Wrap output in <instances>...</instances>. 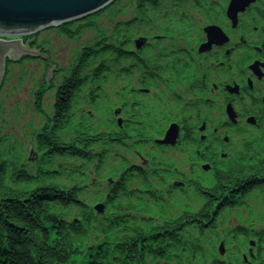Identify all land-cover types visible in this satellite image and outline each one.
I'll list each match as a JSON object with an SVG mask.
<instances>
[{
  "label": "bare ground",
  "instance_id": "6f19581e",
  "mask_svg": "<svg viewBox=\"0 0 264 264\" xmlns=\"http://www.w3.org/2000/svg\"><path fill=\"white\" fill-rule=\"evenodd\" d=\"M121 0H115L108 6H106L104 9L101 11L93 14L92 16H87L85 19L80 20V21H74L75 23L71 22L68 24H59L55 27H51L49 29H43L38 31L35 34H29L25 35L26 37L31 36V37H36L39 32L43 31H54L58 35H62L63 37L69 39V40H80L81 39V34L85 31V29L88 28H93L95 31H102V28H96L97 27V22L93 27H89L88 25L85 24V20H94L97 19L99 14L108 11L112 9L118 2ZM142 0H136L134 3L133 7V12L131 15H129V18L119 20L118 24L117 22L115 23L116 25L113 27L111 31H109L107 34H99L98 37L90 39L89 43H81L79 44L78 50L75 52V58H72V63L71 65L68 66V69L66 70L69 73L72 71L74 72V67L76 64H80V61H85L89 62L88 65L86 66V69L82 71L80 74L78 73L80 71V68L78 67L77 71V78L85 83L86 79H83L87 76H89L90 72L89 70H93L97 66L103 64L105 68V74L104 76L107 78V80H113L114 81V75L113 71H115L116 66L121 67V70L126 72L125 69L131 64L132 66H136L134 63L131 61H128L127 59V53L128 56H131L130 58L134 60V62L137 65V67H143L145 64H139L142 62V60L146 57H148L149 54H164V52L167 50L164 46L161 48H154V49H145L141 45H137L135 43L137 42H142L144 45H147L146 41L142 37H133V39H130L128 37V45H127V35L128 34H138L137 30L140 31H149V30H154L156 32V28L163 27L161 30H159L154 37L150 38L151 42H155L159 40V43L163 41V36L165 34H170V32L174 33V28L176 26H182L183 25V20L181 17L176 15V20H171L170 22L165 21V25H160V20L158 18H168L170 15L168 13H171L172 10L177 9L179 5L182 3H186L184 0H150V1H144L141 2ZM211 1V0H210ZM230 4L231 0H228ZM235 9H238L239 6H234ZM261 9H263V6H260ZM168 8L170 11H168ZM243 9V11H240L237 13H246L247 10ZM227 8H224L220 13L215 15L213 20H218L214 22L213 24H210L209 27H217L220 32L224 35L223 31L225 29H222L223 26L227 25L229 26V30H232V33H237V36H240L243 32V28L236 26V22L233 24L232 18L228 17L226 15ZM175 12V10L173 11ZM264 16V11L261 13ZM236 15V16H237ZM174 17V16H172ZM171 18V17H170ZM92 21L90 22L92 24ZM162 21V20H161ZM89 22V21H88ZM257 24H259L260 19L256 18ZM263 22V21H261ZM70 26V27H69ZM193 26V27H192ZM192 26L189 27V32L194 34L196 32H199L201 35H203L205 38H207V32L206 28L208 27H195V23H192ZM66 27V28H63ZM261 28H254L252 26L249 27L247 30L246 34L247 36H251L253 41H251V44L255 47L256 50L263 52V60L262 61H257L253 58H250L248 61L244 59V55L248 52H244L243 47H239L236 49V47L232 44L225 45L222 47L220 56L222 58L221 62L219 63L220 67L223 70H228L232 67H236L238 69V76L240 82L243 84V88L238 86L239 81L238 79L234 78L233 80L230 81H225L221 82V88L224 90H232L228 91L227 93L230 95L235 94V92H238L234 97L231 98V101L233 102L230 104L229 102H226V100L223 99V97L220 96L219 91H217L216 96L213 98L214 100L219 101V105L227 108V109H235L241 112L243 116L247 115V123L252 124V125H257L259 130L264 129L262 126V123L264 121H258L256 119L257 116H261L264 118V26L260 25ZM226 31V30H225ZM66 32V33H65ZM67 34L71 35L72 37H68ZM255 36V37H254ZM1 39H20L21 44H25L24 42V36H0ZM175 39L173 38L172 41ZM132 44V45H130ZM134 44V45H133ZM173 45V42H171ZM196 45L200 46L199 41L196 42ZM148 47V45L146 46ZM27 48V47H26ZM39 49L40 54H44L46 56V59L51 65H54V62H52L51 57L48 55L46 51L43 50L42 46H39L36 44V42L33 44L28 49ZM98 49L99 51H96ZM173 50V49H172ZM95 52V53H92ZM99 52V53H98ZM178 52V51H176ZM87 54V55H86ZM126 55V56H125ZM85 56V57H84ZM166 56V55H163ZM171 57V56H169ZM9 58V57H8ZM19 60H28V61H37L43 66L45 71L48 70V62L45 58L42 57H32V55L25 54L22 57L18 58ZM17 59V60H18ZM16 61V60H15ZM14 62V61H13ZM170 65H173L171 62L167 61ZM7 62L4 61V70L6 69L5 66H7ZM94 66V67H92ZM54 68L56 71H52L51 75L52 77L55 76L56 73L60 74L61 69L56 67L54 65ZM135 68H132L130 70H134ZM4 74V73H3ZM74 74V73H73ZM4 76V75H3ZM129 77H135L137 74H133L131 71H129L128 74ZM142 76V75H141ZM187 76V75H186ZM186 76L180 77L181 80H184ZM140 78V75H139ZM4 77L2 78V80ZM50 80V79H49ZM52 80V79H51ZM137 81L140 82V79ZM44 84V79L42 80ZM87 81V80H86ZM118 83V81H116ZM44 86V85H43ZM1 87V84H0ZM47 89H50L52 87V83L49 82V86L47 87L46 85L44 86ZM44 88V89H45ZM94 88H97L96 86ZM107 89L106 87L104 90ZM141 91L144 90V87L141 86ZM199 89H201L203 92H206V90L209 89V86H202ZM213 89V87L210 89V91ZM121 90H125L124 88H121ZM42 91V90H41ZM234 91V92H233ZM80 93L86 98L89 95H93L95 99L98 98L99 91L93 90L91 86L89 85H83ZM105 95V92H103V96ZM172 98L179 102V103H185V104H194V102L190 99H185L176 95H171ZM139 99L144 100L146 99L145 97L138 95L137 96ZM83 98V97H82ZM43 100V97H41V102ZM123 101V100H122ZM103 101L101 104L103 105ZM35 104V102H34ZM54 103L52 104V106ZM51 106V107H52ZM111 106V105H110ZM110 106H108L110 108ZM131 106V105H130ZM113 107V106H112ZM138 109L142 108V104H139ZM117 113L121 114L117 119L118 121L115 120L117 117L116 112H111V111H105L107 108H101L99 109V106L97 104V100H91L90 98L87 99H78L74 100L72 103L70 102L69 110L73 112L72 117L74 118L70 119L72 122L70 123V126L74 128V130H79L78 128H82L85 132L90 133L89 136H93L94 131H97L99 133H103L104 137L103 140L101 139H95L93 137H90L92 139V142H86L83 143L82 145L79 146V150L82 154H79L78 158L71 159L73 162H77L74 164V167L77 168V166L85 165L87 172V179L91 180L84 181V184L86 185H93L96 188L92 189V193H89L90 197L95 193V191L100 190V188L107 187L108 192L115 195V197L118 200H124L126 203H133L136 202L140 205H143L146 207L149 203H154L151 204L150 207L152 208V214L153 217L157 218L156 215L162 216L164 210L166 208H162V202L160 198L154 196L152 197L151 195H147V193H150V188H145L146 191H142L139 186L136 178L133 176V167L135 166L136 169L139 171L143 172L147 168L143 163H139L136 165H132L129 162L126 161H121L120 160V153L123 149V142L121 143L120 140L117 138L119 137V134L124 135L126 139H123V136L120 137L122 141H129L133 138L132 134H129L127 132H123L125 129L123 128V121L124 115H126V110L121 108L120 106L116 107ZM130 108V107H129ZM33 110L35 113H37V109L33 105ZM42 110V109H41ZM53 111V107L50 108V112ZM104 111V112H102ZM102 112V116L106 117V124L109 125V127H104L103 124L98 126L97 121L93 120L92 118H97V115L100 117V114ZM249 113H251L249 115ZM39 115H43V117L50 118V116H46L42 113H39ZM71 117V116H70ZM131 118H134V114H130ZM234 117H237L238 121L237 124L243 119V117L233 115L232 113H228L227 116L221 118L217 123H215V126L213 129L208 130L211 134V139L213 143L209 146L203 147L205 150L203 155L201 156V160L203 162L209 163V166L204 170L202 175L198 179H192V178H187V183L190 184L188 190L190 187H196L198 184H211L215 178V176L218 173H225V171L229 168L232 167L234 164H236L238 161L241 162L243 160L244 155L246 153V145L247 148H253L255 145H253L251 142H249V138L246 139H241L243 141V148L239 147V145H234L231 144L232 139L231 137L235 133H239L240 129H235L231 128V121L234 119ZM141 119H144L143 116H140ZM160 116L158 114H153L151 118V123L153 121L154 124L159 120ZM141 119H134V120H129L127 123L134 124L136 125V129L140 132L145 134V137L148 136V130L151 125H149L146 121H141ZM187 121L192 122V121H200L201 118L195 117L192 118L191 116H188L185 118ZM85 120V121H84ZM84 121V122H83ZM89 121L90 123H88ZM46 123H43V125L37 129H35L33 133V142L34 145L37 143V136L39 134H42V129L46 126ZM70 126L67 128L70 129ZM81 126V127H80ZM83 126V127H82ZM180 127V126H179ZM52 128V127H50ZM181 129V134L183 139L185 140H191V137L189 136V130L180 127ZM94 130V131H92ZM218 132L221 136L214 135L212 131ZM193 131V130H192ZM49 133V132H47ZM67 133V132H66ZM44 134V133H43ZM115 136V138H114ZM141 139H144V136L141 135ZM200 143V140H199ZM167 146L171 148V145H166V144H161L160 142L155 144V149H149V155L153 158H159L160 156H168L170 155L169 152H165L161 150V146ZM227 148V149H223ZM35 154L40 155L41 157L33 156V154H30V157L24 158L26 164H18V162H13L11 163L9 160L5 165L10 166L13 164V166L16 167V169H21L26 175L25 181H16L12 182L10 180V175L5 174L6 177L4 178L7 187H9L12 190H20V191H27V192H34V190H37L38 188H41L43 185L39 184H32L31 181V174L35 175V178H38V176H42L44 183H52L54 184V179L51 178V174L53 172H58L57 171V166H53V163H51V167L49 166V162L52 161L54 158L56 159H62L64 162H66L67 157H59L57 153H47L45 150H41V148L37 149L36 146L33 147ZM77 150V148H76ZM248 156L251 160L253 159H260L261 155L259 153H255L254 151L249 150L248 151ZM261 154V153H260ZM92 156V159L97 162L98 160L100 163L96 164H89V160ZM70 159V158H69ZM32 160V161H31ZM36 160V161H35ZM183 160L185 162H190V158L184 157ZM35 161V162H34ZM247 162V159H246ZM1 163V162H0ZM28 163V165H27ZM40 164V167H36V164ZM32 165V166H31ZM60 167V166H59ZM178 168V167H177ZM5 169V168H4ZM17 169V170H18ZM188 170L191 174H194L196 171L197 172H202L201 168L191 165L188 167ZM34 171V172H33ZM176 170H165L164 172L166 173L167 176L171 175V173H174ZM63 175V173L61 172ZM56 178L60 181V173H57ZM96 180V184H93L92 181ZM101 181V182H100ZM100 182V185H99ZM69 184V182H66ZM162 184V183H161ZM156 186V184H155ZM61 191V190H60ZM81 190L75 191V199L72 201V197L70 196L69 198L65 197V193L61 191V194L63 196V201H70V207L71 208H79V207H86L87 213L92 214V216L98 217L99 220L94 219L93 226H98L101 223H106L110 217L112 212L109 211L107 208H113V204L110 205V207H107L111 196L109 194H104L102 202H90L88 205L83 204V195H80ZM101 191H103L101 189ZM111 191V192H110ZM49 190L46 191L48 193ZM158 194V193H156ZM102 195V194H101ZM95 196V195H94ZM101 197V196H100ZM128 197V198H127ZM107 200V203H106ZM106 203V205H105ZM206 204V200L204 198H198L195 197V201L190 203L188 206L185 207V209L181 212L178 211H173V210H166L169 213L173 214L174 220L179 219L180 224L179 227L174 230L175 235H181L182 233L188 231L189 227H204L202 230L204 231V234L202 238L208 237L210 234L209 238L215 239V246L217 245L219 239L221 236H230L233 234V232H225L226 231V225L227 221L225 218H217L215 219L210 225H200V224H195L192 223L191 221H188L187 216L188 215H194L197 216L196 211L200 210L204 205ZM154 206V207H153ZM196 206V209L194 211V207ZM215 206V204H214ZM107 207V208H105ZM84 211V210H83ZM80 214V211L78 210L77 212ZM61 213L58 214L56 211H51L49 213V216L54 218L56 217V220L58 221L59 219V225H55L54 228H50L48 230V233L56 232L62 230V235H69L71 233L74 234H88L87 232V227L83 225V223L78 222V225H76L77 221L80 220L81 216L77 215L76 218H72L70 221L66 220L65 218L61 217ZM80 217V218H79ZM249 216L245 222L239 223L236 221L237 225L234 228V232L236 230H242L244 232L245 236L242 235H237L238 237H233L232 239L230 238L229 240H224L220 239V242L222 245H225L227 242H229L228 249L234 253L235 256L233 259L230 258H215V260H201V264H212V263H217V264H250L249 261L252 262V264H256L255 259L257 260L258 254L262 251H264V238H260L257 236L258 232L264 231V225H260L253 218ZM166 219V217H165ZM98 222V223H97ZM80 224V225H79ZM168 227V226H167ZM43 226H40L39 229L33 231V236L38 238L43 231ZM153 229H156L155 227ZM156 232L155 235L160 236L161 235V230H155ZM157 231H159L157 233ZM71 232V233H70ZM3 235H5L3 233ZM89 235V234H88ZM71 236V235H70ZM190 236L192 239H195L193 237H199L198 236V230H195L194 235L190 233ZM252 236H257L254 239V242L252 241L251 237ZM242 238L244 241L250 242V244H242L241 242L234 243L233 241ZM59 239H57L58 241ZM165 240V239H164ZM95 241V239H93ZM96 244L90 243L88 246L85 247H91L89 249L95 248ZM207 245L209 246L208 242ZM81 247L79 246V249ZM87 249V248H85ZM200 254H186V257L189 259H195L197 260L198 256ZM1 258L6 259L5 261H0L1 264H12V259L11 256L5 258V254L1 255ZM85 254L82 252L81 255H79V259H83ZM239 257V258H237ZM75 259H73L74 261ZM183 261H188L184 259ZM172 263V262H171ZM73 264V262H72Z\"/></svg>",
  "mask_w": 264,
  "mask_h": 264
},
{
  "label": "trees",
  "instance_id": "16d2710c",
  "mask_svg": "<svg viewBox=\"0 0 264 264\" xmlns=\"http://www.w3.org/2000/svg\"><path fill=\"white\" fill-rule=\"evenodd\" d=\"M144 1L142 0L141 2L144 3ZM184 1L193 4L197 9H201L203 3L206 5L209 0ZM224 1L225 0H218L217 3L210 2L209 7L207 5L206 12L212 13L211 15L213 16L217 15L219 9H221V11L223 10L222 3ZM173 11L170 13L171 16L175 15ZM219 14L221 15V13ZM181 19L184 25V19ZM190 26H192V23L189 24V27ZM67 36L72 37L69 34H67ZM125 39H127L128 45V35ZM96 51L99 50L96 49ZM128 54L129 53L125 56L127 59H131V56H128ZM88 63L89 62L80 61V64L75 65L74 72L72 71L69 73L68 77L62 80L54 95L51 117L45 119L47 125L42 129V134L37 136V149L41 148V150L43 149L49 154L57 153L59 157L66 156L71 162L72 167H69V170L63 167L64 163L58 168L57 173H60V176H62L60 177L61 182L56 178V173L51 174V178L55 181L54 184L45 183V185L34 190V192L12 190L5 186L6 182L4 178L6 175H10V180H12V182H22L25 181L26 174L21 169L17 168V170L13 164L8 166L5 165V162L0 161V261L6 260L1 258V255L5 254V258L9 257V255L11 256L12 264H70L72 262L73 264H78L82 260H78L82 252L85 254V258H83L84 262H81L82 264H162V261H164V264H201L200 261L202 259L210 261L215 260L213 254L208 255L209 253H203L204 243L202 236L204 231L202 228L204 227L197 226V228L194 227V230H192L193 227L188 228L192 231L186 234V253L200 255L197 260L186 257L185 259L188 260L186 262L182 260V256H177L180 250L181 239L176 240L177 235L174 234V230L179 227V219L174 220L173 217L167 219L168 221L153 224V214L150 205L154 203H149L146 207L136 202L126 203L123 199L118 200L115 195L106 193L108 192V188L104 186L102 188L99 186L100 190H98V192L96 190L95 193L93 192L91 200L86 198L89 195L88 189L90 187L93 189L96 187L84 184V181L88 180L86 166L81 165L75 168L74 164L77 162H73L71 159L78 158L79 154H82L78 148L83 143L92 142L90 137L96 140L101 139L102 141L104 135L103 133H99L100 131L97 132L92 130L95 134L89 136L90 133L85 132L82 128L74 130V128L70 126L72 122L70 119L74 118V116L72 117L73 112L69 110V106L70 102L72 103L74 100L90 98L93 101L97 100L99 109H101L104 87L107 84V78L104 76L105 68L103 64L97 66L93 70H89V76L83 78L87 80H85L84 84L77 78L76 74L78 67L80 68L78 72L80 74L86 69ZM188 67L185 60L179 67H172L170 73V78H173L172 84L181 80L180 77H183ZM112 73L114 75V81L109 80V82L112 87L115 88L117 72L113 71ZM147 73V76L139 82L144 88L146 87V85H144L146 81H148L149 77L151 78L149 72ZM86 84L91 86L93 90L99 91L97 99H95L93 95H89L85 98L80 93L82 86ZM95 86L97 88H94ZM139 91L140 90H137V93H139ZM114 95L116 96V94ZM41 97V92L35 94L34 106L38 113H42L40 109ZM116 105V102H114L113 108H115ZM138 105L139 102L133 101L130 109L126 112L129 114V118L124 120L125 122L122 126L125 129L123 132L132 134L133 137L137 138L138 142L141 143L146 142L148 136L145 137V134L140 133L135 126L127 123L129 120L138 119ZM131 113L134 114V118L130 117ZM157 113L163 115V112ZM92 119L98 122V126L102 125V112L100 117L97 115L96 119ZM87 122L90 123L89 121ZM67 126H70V129L67 128ZM141 135L144 136V139L140 138ZM121 136H123V139H126V137L121 134H119L117 138L121 143L123 142V147H127L128 143L122 141L120 139ZM65 138H67V140ZM250 142L253 145L256 143H264V129H262L258 136ZM249 149L251 148H247L246 145V154L241 162L238 161L232 167H229L225 173H218L215 176L213 180L214 184H212L210 189L199 190L201 193L200 197L206 200V204L200 210L196 211L197 216L194 217L195 213L194 215H188V221L200 225H210L221 215L226 207H231L229 204L232 203L236 196H244L249 193L251 189L261 187V185L264 184V157L251 160L248 156ZM91 163L96 164L100 163V161L98 160L95 162L91 156L89 164ZM137 171L142 174L141 171ZM141 177V182L144 185L142 191H146L145 188L148 187L150 188V193H147V195H151L152 197L156 195L158 197V194H156L157 191L154 189V186L151 185V178H155L156 181L162 182V184H159L160 186L163 185L164 179H161L155 173H153L152 176L146 175L145 177V175H142ZM33 179L34 178L31 177V181H33ZM88 181L91 182L90 179ZM66 182H69V184ZM92 183L96 184L97 182L93 180ZM101 189L103 191H101ZM47 190H49L48 193H46ZM60 190L65 193L66 198L72 197L71 203L75 199V191L81 190L79 194L83 195V198L85 196L83 199V204L85 205H88L89 201L93 202V200L95 202H102V200H104L103 195L109 194L112 199L108 200L109 203L107 207L113 204V208H105L112 212L110 219L106 223L93 226L94 219L97 218V220H99L98 217L88 214L86 207H83L84 205L79 208H71L70 201L62 200L63 196ZM78 210L80 214L77 213ZM51 211H56L58 214L61 213V217L68 221L80 215L81 218L79 217L80 220L77 221L75 226L78 225V222L83 223V225L87 227L89 235L86 233L78 235L70 232L71 234L69 235H64V233L63 236H61L62 230L58 231V229L56 232L48 233L50 228H54L55 225H59L58 223L60 222L59 219V222L56 220V217L52 218L49 216ZM160 214L165 216V210ZM40 226L44 228L42 232L40 231L41 235L36 238L33 236V231L39 229ZM154 227L156 229H153ZM155 230H161V235H155ZM195 230H198L199 237H193L195 239H192L190 233L194 235ZM159 231H157V233ZM3 233L5 235H3ZM235 234L245 236L244 232L239 229L235 231ZM257 236L259 239L264 238V231L258 232ZM205 238H209V236ZM57 239L59 240L57 241ZM93 239H95V241H93ZM205 242L207 243L206 240ZM90 243L96 244L94 246L95 248L89 249L91 247H85ZM175 245H179V248L175 252L176 254H166L167 249L169 247L174 248ZM79 246L81 247L80 249ZM73 259L75 260L73 261ZM256 264H264V251L258 254Z\"/></svg>",
  "mask_w": 264,
  "mask_h": 264
},
{
  "label": "rangeland",
  "instance_id": "374dc122",
  "mask_svg": "<svg viewBox=\"0 0 264 264\" xmlns=\"http://www.w3.org/2000/svg\"><path fill=\"white\" fill-rule=\"evenodd\" d=\"M135 2L136 0H121L112 9L99 14L97 19H94L93 21L88 20L89 22L85 21V24L89 27H93L97 22L96 28H102L103 30L95 31L93 29L94 27L85 29V31L81 34V39L77 41L75 39L69 40L62 35H58L54 31H43L39 32L35 38L31 36H24V38L22 39H24L25 42L30 38H34L32 42L26 45V47L30 48L36 42L37 45L42 46L43 50L48 53V55L51 57L52 62H54V65L57 68L59 67L61 69L60 74L56 73L55 76H50L49 82H51L53 86H56L62 79L68 77L69 74L66 70L68 69V66L71 65L73 61L72 58H75V52L78 50L79 44H83L85 42L89 43L90 39L98 37L99 34H107L113 29V27L116 25V22L118 24L119 20L129 18V15H131L133 12ZM210 2L217 3L218 0H209L206 5L205 3H203V7L201 9L195 8L194 5L189 2L182 3L177 9H174V17L170 16V18L168 16V18H158L162 20H160V25H165V21L170 22L171 20H176V15L178 14L181 18L184 19V25L176 26L174 28V33L170 32V34H165L162 38L163 41L161 43H159V40L151 42L150 38L154 37V35L162 28H165V26L156 28V32H154L153 29L143 32L137 30L138 34H128V37L130 39H133V37L144 38L148 45L146 49L151 50L156 47H160L161 44H166L168 46H171V48L168 49H174L178 51L179 54L181 53V50H183L182 54H184V51L188 52V54H185L184 58L187 61V65L191 67L192 70L186 73V75L188 76V79L192 80L196 75H199L200 73V63L196 58L195 53L192 51V46L196 45V42L199 41L198 36H200L201 34L199 32L192 34L189 32L188 28L190 23H195V27L202 28L206 25H210L216 21H219V19L213 20L212 17L214 16L208 14L209 12H206L207 5ZM226 2L227 0L222 3L223 7ZM168 11H170L169 8ZM220 11L221 9H219V13ZM168 15H170V13H168ZM249 19L250 15L245 18V21H249ZM91 21L92 24L90 23ZM246 32L247 31H243L239 35L244 38V41H253L251 36H247ZM173 38L175 39L174 41H172ZM171 42H173V45L171 44ZM249 45L253 47V44L250 43ZM182 54L180 58H182ZM4 61H6L8 64L7 66H5L6 69L4 70L3 74L4 79L2 80L0 87V159L18 162V164L21 165L26 164L24 158H28V156L30 157V154L34 152L33 133L35 129L41 127L43 123H45V118L43 117V115H39L38 112L35 113L33 110L32 94L38 88L40 89V87H44L46 85V82L44 81L43 84L42 80H45L47 71H45L43 66H41V64L37 61H26L18 59L13 62L8 57H5ZM119 68L121 67L116 66L115 69L117 70ZM129 69H131V67ZM118 78L120 79L121 75H119ZM53 93L54 91L49 92L47 90L45 92V95L43 96L42 104L40 103L42 114L46 116H50ZM151 108L152 109L150 110L152 111H150L151 113L147 117V120L151 123L153 114H158L160 116L156 124H154L152 121L150 126V130L153 131V134L158 135L165 130V125L167 124V122L163 120V115L157 113L160 112L156 111L157 105ZM173 114L175 115V111H173ZM255 132V130H250L251 134H254ZM65 139L67 140V138ZM130 144L131 142L127 145V147H123L120 153V160L129 162L132 165L139 164L141 161L143 162V158H147V148L141 149L136 144L134 146H130ZM263 146L264 143H260L256 148V152L262 153ZM168 152L170 153V155L163 156L160 162L166 166L167 170L178 169V171H182L186 176H188V169L186 165L177 166L179 164V159L180 161H182V153L179 150ZM195 154L197 156L203 155V153L201 152H197ZM259 155H261V158L264 157V153ZM35 166L40 167L41 165L38 163ZM196 173L198 174V172ZM198 177H200V175H198ZM198 177H194L192 179H198ZM41 179L32 181V184L35 185L43 183V185H45V181ZM201 186H203L202 183L198 184L196 187H190V189L195 193L197 192V187L201 188ZM92 189L93 188L90 187L88 189V192L92 193ZM189 197L191 203L195 201L194 194H191ZM86 198L89 200L91 199L90 195H88ZM244 202L248 203L249 207L252 208L250 210V213H252L251 218H253V220H255V222H257L258 224L264 225V201H262L261 195H259L258 193H254ZM247 210L248 209L244 208V210L225 212V220L228 222L226 228H234L237 225L236 219L239 217L243 221H245L249 214ZM161 217L163 219H165V217L166 219H171L173 218V214L165 211V216ZM202 240L205 250H211V248L215 249V239L204 237ZM205 240L208 242L209 246L207 245ZM239 242L241 241H238L237 244ZM208 255H212V253H209ZM249 263L252 264L251 261H249Z\"/></svg>",
  "mask_w": 264,
  "mask_h": 264
},
{
  "label": "water",
  "instance_id": "95a60500",
  "mask_svg": "<svg viewBox=\"0 0 264 264\" xmlns=\"http://www.w3.org/2000/svg\"><path fill=\"white\" fill-rule=\"evenodd\" d=\"M115 0H0V36H25L35 34L40 30L49 29L59 24H68L80 21L87 16L101 11ZM251 0H231L227 7L226 15L236 22L238 12L250 4ZM234 6H239L235 9ZM207 42L199 49L207 50L212 44L220 45L223 34L217 27L206 28ZM30 38L25 44L20 39L0 38V84L4 73V59L9 57L15 61L25 54L32 57H42L39 49H28L26 45L33 41ZM47 60V59H46ZM48 62V60H47ZM52 71H56L54 65L48 62V70L45 75L46 86ZM177 138V128L170 126L161 144L174 145Z\"/></svg>",
  "mask_w": 264,
  "mask_h": 264
},
{
  "label": "flooded vegetation",
  "instance_id": "af4514ba",
  "mask_svg": "<svg viewBox=\"0 0 264 264\" xmlns=\"http://www.w3.org/2000/svg\"><path fill=\"white\" fill-rule=\"evenodd\" d=\"M260 6H263V9H261ZM262 11H264V0H256V3L245 13L246 17L250 15V19L249 21H245L244 24V28L243 31H247L249 29V25H252V27L254 28H261L260 25L264 26V16L261 14ZM256 18L260 19L259 24H257L256 22ZM263 21V22H261ZM249 23V24H248ZM224 32L226 33V35H228L230 37V43L237 48L239 47H243L244 52H247L243 57L246 61H248L250 58H253L257 61H262L263 58V52L258 51L255 49V47H251L249 44L251 43L250 41H245L242 45L236 40L237 37H242V36H237V33H233L232 38L230 36V32L232 30H229V27L227 25L224 26ZM255 37V36H254ZM228 44V45H229ZM224 47V46H223ZM222 47L218 48V50H216L215 48H213L212 52L209 54L208 57V61H212L214 63H217L219 65V63L221 62L222 58L220 56L221 53V49ZM213 64V63H212ZM223 72L222 73H218L212 76V80H214V82L218 83V85H222L221 82H225V81H230L233 80L234 78L238 79L239 84L238 86H240L241 88H243V84L240 82L239 80V76H238V69L236 67H232L228 70H223L222 68H220ZM219 69V71H220ZM206 85V84H205ZM212 93V92H211ZM221 95V97H223L224 100H226V102H229L230 104H232L233 102L231 101V98L234 96H230L226 93V91L219 93ZM216 96V95H214ZM217 97V96H216ZM233 105V104H232ZM238 116L243 117V119L240 121V123H243L244 119L247 118V115L243 116L241 114L240 111H237ZM251 113H249L250 115ZM256 119L258 121H264V118L261 116H257ZM262 126L264 128V122L262 123ZM261 132V129L259 130Z\"/></svg>",
  "mask_w": 264,
  "mask_h": 264
}]
</instances>
